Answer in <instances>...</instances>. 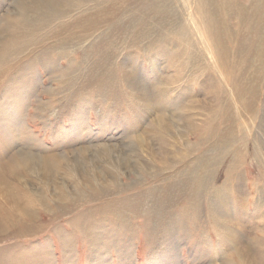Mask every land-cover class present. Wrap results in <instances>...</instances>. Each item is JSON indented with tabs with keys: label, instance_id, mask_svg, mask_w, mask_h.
<instances>
[{
	"label": "rangeland",
	"instance_id": "1",
	"mask_svg": "<svg viewBox=\"0 0 264 264\" xmlns=\"http://www.w3.org/2000/svg\"><path fill=\"white\" fill-rule=\"evenodd\" d=\"M18 1L0 0V138H2L0 139V155L7 160L11 161L13 155L21 149L31 150L39 154L45 150L49 151L50 149L53 150L52 148L59 147L56 150L58 154H66L73 159L72 151L75 152L81 146L89 147L116 143L127 145L131 139L134 141L138 127H148L153 117H148L150 112L146 109V103L138 101L141 95L139 89L136 91L131 86L133 81H131L129 73L135 76V80L144 81L149 97H152L151 104L155 105L156 110L162 112L172 111L179 99H184L185 95L190 94V87L193 88L192 93L194 96L200 94L196 97H198L201 104H205L203 101L205 99L208 102V107L211 106L212 109H210L211 112H208V123L204 124L201 120L195 121L198 125H204L200 131H190L186 127L183 128L181 124L178 126L179 130L176 131L173 127H170L172 129L171 133L175 134L177 132L176 134H178L180 140L178 137V140L171 142L169 136H167L168 140L164 137L166 148L169 149L168 144L170 143L173 146L170 147L167 157H157L159 163L157 166L162 165L157 168V173L152 170L133 175L132 173L122 174L118 178L117 187L113 185L102 187V185L97 186L95 184L94 189L90 190L82 186L83 197L78 198L77 201L72 199L73 204L69 207L70 209H61L64 204L58 203L56 198L53 197L55 186L52 187V192L48 186L38 180L34 181L36 176H27L20 173L21 178L24 179L23 182H28L27 185L31 188L32 193L41 195L44 191L42 197L47 199L49 206L45 210L36 203L38 204L35 207L38 213L37 217L40 219V225L39 223L37 225L40 227L34 225L35 232L16 235L13 234L16 232L13 230L14 232L0 236V264H16L17 257L26 252L24 255L26 262L34 264L37 262L38 257L35 253V250H38L37 245H40L39 248L46 255V258L49 257L45 264H246L244 255H241L243 252L237 245L240 240L234 244L229 237L227 238V227L232 228V231H236L237 236L242 234L245 238L244 243L251 246V249L253 248L252 251L259 256L260 260L262 259L261 261L264 264V38L263 33L259 31L264 25L261 20L264 19V1L205 0L204 6V2H202L204 0H198L197 3L195 0H70L74 7L69 4L68 6L64 5V11L67 15L70 12V16L52 23L35 21L33 27L22 30L15 29L11 33L9 27L13 26L11 23H13L19 9ZM81 1L83 8L79 9L77 2ZM185 1L189 3H185ZM152 2H158L157 6L163 12H157L156 6L143 11ZM200 2L203 5H199ZM183 4L192 6L196 19L198 17L197 24L200 28L198 31L193 23L190 32H187L184 28L180 29L179 24L188 28L190 26L188 17L191 11L188 10L189 7L186 8ZM198 7L200 11L197 12ZM59 9L61 10V8ZM150 13H152L151 16ZM88 14L89 16H87ZM96 14L99 15V25L95 27L90 28L87 22H93L96 19L78 21ZM256 15L260 16L257 17ZM231 17L232 19H230ZM132 24L133 27H131ZM160 25L161 27H159ZM208 27L212 29V32ZM161 36L163 41L156 42ZM146 37L147 39L144 40ZM134 38L138 40L136 41ZM202 39L203 41H201ZM150 40L153 45H147ZM204 40L207 44L204 43ZM198 43L200 45L197 46ZM216 43L220 45V49H217ZM59 45L62 48H59ZM63 45L67 46L64 48ZM259 51L260 53H258ZM155 56L156 59H154ZM126 58L129 60V65L125 67ZM171 58L172 60H170ZM176 62L177 64H174ZM167 63L170 65L168 66ZM179 63L181 66L178 65ZM150 64H153V67ZM154 64L161 66L158 67ZM204 66L208 67L205 68ZM260 67L263 69V71L261 70L263 73L259 71ZM260 73L263 74L262 78ZM160 75H162L161 78H158ZM190 78L192 83L191 80H188ZM193 79L195 82H193ZM173 80L180 87L176 88L177 85ZM179 81L183 82L180 83ZM204 81L208 86H205ZM240 81L242 82L240 83ZM201 82L202 84H200ZM35 83L37 86H32ZM166 83H169V85ZM202 88L206 89V92L200 90ZM13 93L15 98H13ZM236 95L237 97H235ZM174 96H178L179 99ZM257 97H259V101ZM228 98H231V100ZM216 99L219 100V105ZM237 100L239 101L236 102ZM192 103L194 102L192 101ZM165 114L168 115V113ZM243 115L246 116V119ZM162 122L164 125L167 124L165 116ZM235 137L237 141H235ZM63 138L65 142L62 141ZM150 138H152L151 135ZM154 138L153 136V141ZM182 138H186V141L181 140ZM62 142L65 144H62ZM181 143H184V147ZM259 144H261L262 149ZM73 145L75 146L73 147ZM175 145L179 148L177 147L178 151L172 154ZM221 145L224 147H221ZM215 148L217 149L215 150ZM211 152L212 154L214 152V155ZM262 152L263 154H261ZM205 153L209 158L205 157ZM215 155L216 159L214 160ZM185 161L186 163H184ZM214 161H217L218 164L220 162V167ZM209 162L211 167H209ZM242 162L244 163L242 164ZM95 163L97 165L106 164L98 161ZM194 163L195 166H193ZM256 163L258 167H256ZM87 164L89 165V162ZM148 165L151 167L152 164ZM170 165L173 166L172 170L169 169ZM60 168L62 169L57 172V176L59 177L58 183L62 187L65 180L68 179H65L64 167ZM66 169L68 168L66 167ZM204 169L206 170L204 171ZM226 169L234 173H229ZM207 170H211V172ZM214 173H216L215 176ZM180 176L181 179H179ZM236 181H240L239 185ZM172 182H176V187H180L175 188L176 191L174 190L172 198L164 199V194H166L165 192L168 191ZM69 183L72 187L75 185L74 181ZM165 185H168L167 188ZM204 186L205 190L202 189ZM192 190L195 195L189 194V192L194 193ZM217 190L219 192H216ZM139 191L142 192L140 196L138 195ZM144 192H146L145 196ZM150 192L155 193L151 196ZM223 193L224 196H221ZM132 197L134 199L138 198V200L133 201ZM141 198H143V202ZM125 200H127L128 205L137 204L138 209L133 211L128 208H119L116 211L114 209L117 207H115L113 210L109 209V211L96 215L91 222L97 225L98 229L93 230L92 235H87L84 229L81 230L73 223V220L82 213L87 214L101 210L110 201L122 203ZM76 203L79 205L78 207H74ZM239 203L245 205V213L243 211L244 205L242 204L241 208ZM215 205L219 206L216 207ZM195 207L196 209H194ZM113 211L117 214L115 212L113 214ZM223 213H225L226 218ZM232 214L234 218L241 220L244 231L239 230L232 224ZM148 217L152 218L151 223L153 224H151V227L153 226V228L151 229L153 231L146 230V222L151 220ZM216 219L218 220L216 221ZM224 229L223 234L222 230ZM78 230L79 232H77ZM147 234H151V236L147 238ZM64 235L71 239L65 240V237L63 239ZM94 238L100 240L99 243L93 240ZM246 240H252L253 246L252 243ZM93 241H96V243ZM91 242L93 245H91ZM247 242L249 243L247 244ZM94 243L97 245V249L93 247L95 246ZM98 244H101V246ZM229 245L234 247L230 248ZM72 257L74 259H71ZM67 259L71 261H67Z\"/></svg>",
	"mask_w": 264,
	"mask_h": 264
},
{
	"label": "bare ground",
	"instance_id": "2",
	"mask_svg": "<svg viewBox=\"0 0 264 264\" xmlns=\"http://www.w3.org/2000/svg\"><path fill=\"white\" fill-rule=\"evenodd\" d=\"M191 1V0H190ZM196 1V3H197V1L198 0H195ZM199 1H201V0H199ZM211 1V0H210ZM237 1V0H236ZM240 1V0H239ZM252 1V0H251ZM250 1V2H251ZM254 1V0H253ZM262 1H264V0H262ZM19 2V4H18V7H19V9H18V11H17V13H16V17H15V19H14V21H13V23H11V25H13V26H10L9 27V30L11 31V33L15 30V29H19V30H22V29H25V28H27V27H33L34 26V24H33V22H35V21H38V22H41V23H43V22H46V23H52V22H55V21H57V20H60V19H63V18H65L66 16H70V12H68V15H67V13L64 11V8H65V6L64 5H66V6H68V4L71 6V7H74V6H72V4H71V2H70V0H19L18 1ZM85 2V1H84ZM88 2V1H87ZM159 2V1H158ZM158 2H152V4L149 6V7H146V8H144L143 9V11H145V10H147V9H149L150 7H154V6H156V11L157 12H163V11H161L160 9H159V6H157V3ZM184 2V1H183ZM188 2V1H187ZM186 1H185V3H187ZM202 2H204V6H205V0L204 1H202ZM248 2V1H247ZM258 2H260V1H258ZM78 3V8L79 9H81V8H83V4H82V1L81 2H77ZM124 4H125V1L123 2ZM189 3V2H188ZM201 3V2H200ZM208 3V2H207ZM236 3V2H235ZM234 3V4H235ZM164 4H165V1H164ZM166 4H170V3H166ZM191 4V3H190ZM189 4V5H190ZM192 4H193V2H192ZM195 4V3H194ZM218 4V3H217ZM233 4V5H234ZM237 4V3H236ZM252 4V3H251ZM260 4V3H259ZM113 5V4H112ZM184 5V4H183ZM199 5H203L202 3L201 4H199ZM227 5H228V2H227ZM244 5V4H243ZM263 5H264V2H263ZM262 5V6H263ZM162 6V5H161ZM212 6H213V4H212ZM235 6V5H234ZM233 6V7H234ZM254 6V5H253ZM261 6V5H260ZM163 7V6H162ZM184 7H186V8H188V10L189 11H191L190 12V14H189V19H188V21H189V24H190V26H189V28L188 27H186L185 25H182V24H179V26H181V28L180 29H185L187 32H190V29H192V25L194 24L195 25V27L197 28V31L200 29L199 27H198V24H197V19H198V17H197V19H196V15L193 13V11H192V6H186V5H184ZM195 7V6H194ZM221 7V6H220ZM250 7H251V5H250ZM59 8H61V10L59 9ZM120 8V7H119ZM175 8V7H174ZM201 8V7H200ZM226 8H227V6H226ZM237 8H240V7H237ZM237 8H236V10H237ZM242 8V7H241ZM63 9V10H62ZM206 9V8H205ZM258 9V8H257ZM262 9V8H261ZM120 10V9H119ZM118 10V11H119ZM235 10V11H236ZM245 10V9H244ZM253 10H254V8H253ZM139 11V10H138ZM153 11V10H152ZM198 11H200V9H199V7L197 8V12ZM248 11V10H247ZM250 11V10H249ZM260 11V10H259ZM258 11V12H259ZM179 12V11H178ZM196 12V11H195ZM224 12V11H223ZM240 12V11H239ZM238 12V13H239ZM173 13V12H172ZM250 13H252V12H250ZM176 14V13H175ZM187 14V13H186ZM204 14V13H203ZM205 14H206V12H205ZM204 14V15H205ZM235 14V13H234ZM249 14V13H248ZM259 14V13H258ZM152 15V13H150V16ZM177 15V14H176ZM262 15V14H261ZM87 16H89V14L87 15ZM126 16V15H125ZM234 16V15H233ZM248 16V15H247ZM257 17L258 16H260V15H256ZM177 17H178V15H177ZM177 17H176V19H177ZM230 17V16H229ZM98 18H99V15L98 14H96V15H94V16H92V17H90V18H83V19H80V20H78V21H82V20H85V19H88V20H90V19H96L95 21H93V22H87L88 24H89V27L90 28H92V27H95V26H97V25H99V23H98ZM151 18V17H150ZM179 18V17H178ZM260 18V17H259ZM32 19H33V21H32ZM142 19H144V18H142ZM170 19H172V18H170ZM230 19H232V17L230 18ZM243 19V18H242ZM245 19V18H244ZM138 20V19H137ZM175 20V19H174ZM187 20V19H186ZM204 20V19H203ZM258 20V19H257ZM262 21H263V24H264V19H261ZM163 21H165V20H163ZM212 21V20H211ZM223 21V20H222ZM247 21V20H246ZM147 22V21H146ZM167 22V21H166ZM137 23V22H136ZM150 23V22H149ZM174 23V22H173ZM193 23V24H192ZM200 23V22H199ZM207 22L205 21V24H206ZM253 23V22H252ZM168 24H169V22H168ZM246 24H247V22H246ZM250 24V23H249ZM262 24V25H263ZM143 25V24H142ZM177 25H178V22H177ZM176 25V26H177ZM220 25V24H219ZM248 25V24H247ZM136 27H137V24L135 25ZM145 26V25H144ZM158 26V25H157ZM179 26H178V28H179ZM224 26V25H223ZM131 27H133V24H132V26ZM159 27H161V25L159 26ZM163 27V26H162ZM205 28H206V26H204ZM219 27V26H218ZM250 27V26H249ZM252 27V26H251ZM109 28V27H108ZM135 28V27H134ZM209 28V27H208ZM263 28H264V25H263ZM262 27L259 29V31H261L262 33H263V38H264V29H263ZM175 29H176V27H175ZM175 29H174V31H175ZM180 29H179V31H180ZM210 29V28H209ZM262 29V30H261ZM139 30H141V29H139ZM138 30V31H139ZM157 30V29H156ZM177 30V29H176ZM195 30V29H194ZM212 29H210V31H211ZM221 30V29H220ZM71 31V30H70ZM129 31V30H128ZM137 31V32H138ZM144 31H146V30H144ZM148 31V30H147ZM201 31V30H200ZM136 32V33H137ZM140 32V31H139ZM196 32V31H195ZM212 32V31H211ZM243 32V31H242ZM5 33V32H4ZM144 33H146V32H144ZM154 33V32H153ZM171 33V32H170ZM174 33V32H173ZM176 33V32H175ZM181 33V32H180ZM139 34H142V33H139ZM161 34H163L162 32H161ZM167 34V33H166ZM177 34H179V33H177ZM210 34V33H209ZM215 34V33H214ZM217 34V33H216ZM218 34H219V32H218ZM246 34H247V32H246ZM37 35V34H36ZM40 35V34H39ZM153 35V34H152ZM175 35V34H174ZM183 35V34H182ZM185 35V34H184ZM208 35V34H207ZM252 35V34H251ZM42 36V35H41ZM80 36V35H79ZM155 36V35H154ZM181 36V35H180ZM209 36V35H208ZM207 36V37H208ZM212 36H214V35H212ZM245 36V35H244ZM247 37H248V35H246ZM255 36V35H254ZM151 37V36H150ZM177 37H178V35H177ZM246 37V38H247ZM79 39H80V37H78ZM149 38V37H148ZM167 38V37H166ZM37 39V38H36ZM42 39V38H41ZM59 39V38H58ZM100 39V38H99ZM136 41L138 40L137 38H134ZM147 39V37L144 39V40H146ZM165 39V38H164ZM170 39V38H169ZM208 39H209V37H208ZM260 39V38H259ZM81 40V39H80ZM86 40V39H85ZM160 40H162L163 41V39H162V36H161V38H159V40H157L156 42H158V41H160ZM173 40V39H172ZM186 40V39H185ZM184 40V41H185ZM217 40V39H216ZM251 40V39H250ZM60 41H62L61 39H60ZM148 41V40H147ZM171 41V40H170ZM201 41H203V39L201 40ZM205 42V44H207V42H206V40H204ZM212 41V40H211ZM77 42V41H76ZM154 42V41H153ZM176 42V41H175ZM183 42V41H182ZM188 42V41H187ZM251 42V41H250ZM58 43V42H57ZM159 43V42H158ZM252 43V42H251ZM250 43V44H251ZM263 43V42H262ZM3 44V43H2ZM143 44V43H142ZM164 44V43H163ZM189 44V43H188ZM203 44V43H202ZM218 43H216V47H217V49H220L221 47H220V45H217ZM259 44H260V42H259ZM259 44H257V45H259ZM91 45V44H90ZM147 45H153V43H152V41L150 40L149 42H148V44ZM173 45V44H172ZM181 45V44H180ZM198 45H200V43H198L197 44V46ZM65 46H67V45H65ZM65 46L63 45V47L65 48ZM76 46V45H75ZM143 46V45H142ZM187 46V45H186ZM186 46H185V48H186ZM202 46V45H201ZM207 46V45H206ZM264 46V45H263ZM61 46L59 45V48H60ZM155 47V46H154ZM153 47V48H154ZM156 47H157V44H156ZM160 47V46H159ZM167 47V46H166ZM173 47V46H172ZM195 47V46H194ZM194 47H193V49H194ZM62 48V47H61ZM143 48V47H142ZM149 48H151L150 46H149ZM168 48H169V50H170V47L168 46ZM178 48H180V47H178ZM198 48H200V47H198ZM202 49H203V46L201 47ZM187 49V48H186ZM188 49H189V47H188ZM192 49V50H193ZM197 49V48H196ZM155 50V49H154ZM168 50V49H167ZM168 50V51H169ZM181 50H182V48H181ZM256 50V49H255ZM258 50V49H257ZM256 50V51H257ZM260 50V49H259ZM175 51H179V50H175ZM184 51V50H183ZM189 51V50H188ZM203 51H204V49H203ZM207 51H208V47H207ZM66 52H67V50H66ZM193 52V51H192ZM222 52V51H221ZM255 52V51H254ZM253 52V55L255 54ZM164 53V52H163ZM173 53H175V52H173ZM177 53V52H176ZM180 53H181V51H180ZM185 53V52H184ZM204 53V52H203ZM258 53H260V51L258 52ZM67 54V53H66ZM65 54V55H66ZM172 54V53H171ZM252 54V53H251ZM173 55V54H172ZM176 55V54H175ZM177 55H178V53H177ZM201 55V54H200ZM199 55V56H200ZM208 55H210V54H208ZM258 55V54H257ZM187 56H188V54H187ZM206 56H207V54H206ZM153 57V56H152ZM157 57H159V56H157ZM175 57V56H174ZM173 57V58H174ZM212 57V56H211ZM256 58H257V56H255ZM254 57V58H255ZM176 58V57H175ZM178 58H179V56H178ZM185 58V57H184ZM183 58V59H184ZM207 59H208V57H206ZM213 58V57H212ZM211 58V59H212ZM150 59H153V58H150ZM154 59H156V56H155V58ZM153 59V60H154ZM157 59H159V58H157ZM180 59H181V56H180ZM179 59V60H180ZM182 59V60H183ZM188 59H189V57H188ZM204 59V58H203ZM206 59V60H207ZM209 59H210V56H209ZM208 59V60H209ZM260 59V58H259ZM258 59V60H259ZM263 59V58H262ZM170 60H172V58L170 59ZM178 60V59H177ZM214 60V59H213ZM219 60V59H218ZM256 60V59H255ZM125 67L127 66V65H129V63H128V59L126 58L125 59ZM155 61V60H154ZM153 61V62H154ZM174 61H176L175 59H174ZM186 61H187V59H186ZM189 62H190V60H188ZM199 61H200V59H199ZM245 61V60H244ZM152 62V63H153ZM158 62V61H157ZM215 62V61H214ZM250 61L248 60V63H249ZM251 62H252V60H251ZM255 62V61H254ZM208 63H209V61H208ZM253 63V62H252ZM251 63V64H252ZM174 64H177V62L176 63H174ZM174 64H171L172 66L174 65ZM187 64V63H186ZM186 64H185V66H186ZM216 64V63H215ZM220 64V63H219ZM222 64V63H221ZM246 64H247V62H246ZM106 65V64H105ZM151 65V67H153L152 65L153 64H150ZM154 65H156V64H154ZM159 65V64H158ZM158 65H156V66H158ZM167 65L169 66L170 64H168L167 63ZM179 66H181L180 65V63L178 64ZM191 65H192V59H191ZM210 65V64H209ZM3 66H4V64H3ZM76 66V65H75ZM107 66V65H106ZM161 66V65H160ZM160 66H158V67H160ZM175 66V65H174ZM188 66H189V64H188ZM212 66V65H211ZM214 66V65H213ZM212 66V67H213ZM252 66V65H251ZM155 67V66H154ZM190 67V66H189ZM205 68L206 67H208V66H204ZM218 67V66H217ZM263 68H264V66H263ZM56 70L58 69V68H55ZM174 69V68H173ZM175 69H176V67H175ZM174 69V70H175ZM182 69V68H181ZM203 69V68H202ZM208 69V68H207ZM215 69V68H214ZM170 70V69H169ZM263 71V69L260 67V72H262ZM153 71V70H152ZM191 71V70H190ZM205 71V70H204ZM217 71V70H216ZM219 71V70H218ZM124 72V71H123ZM202 72V71H201ZM200 72V73H201ZM206 72V71H205ZM220 72V71H219ZM24 73V72H23ZM132 73V72H131ZM263 73V72H262ZM56 74H58V73H56ZM125 74V73H124ZM152 74V73H151ZM177 75H178V73H176ZM190 74V73H189ZM189 74H187V75H189ZM259 74V73H258ZM26 75V74H25ZM128 75V74H127ZM136 75V74H135ZM154 75V77H155V73L153 74ZM157 75V74H156ZM221 75V74H220ZM260 75H261V73H260ZM263 75V74H262ZM262 75H261V78H262ZM129 76H130V79H131V81H133V82H131L132 83V85L131 86H133V89H136V91H138V89H139V92H140V97L138 98V101L140 100V101H144L145 103H146V106H147V110L150 112L149 114H148V117L149 118H152L153 117V119L151 120V122L148 124V127H146V128H144L143 126H141V127H138V131L137 132H135V136H136V139L134 140V141H132V139H131V141H129V143L127 144V145H120V144H101L100 146H89V147H87V146H81V147H79L75 152L74 151H72V153H73V159L72 158H70V157H68V155H66V154H58L57 153V149L59 148V147H57V148H52L53 150H49V151H47V150H45L43 153H39V154H37L36 152H34V151H29V150H25V149H21V150H19L18 151V153L17 154H14L13 155V157H12V159H11V161L10 160H7L4 156H2V155H0V236L1 235H4V234H7V233H9V232H14V231H16V232H14L13 234H16V235H20V234H27V233H33V232H35V226H38L37 224L39 223V217H37V209L35 208V207H37L38 206V204L40 205V207H43L45 210L46 209H48V206H49V204L47 203V199L45 198V197H42L43 196V192L41 193V195L40 194H37V193H32L31 192V188L27 185L28 184V182H23L24 181V179H22L21 178V174H24V175H27V176H36V180H34V181H39L40 183H42V184H44V185H46V186H48L49 187V190H51L52 192H53V189H52V187L53 186H55V190H54V192H53V197H55L56 198V201H58V203H63L64 204V206L61 208V209H64V210H67V209H70L69 207L70 206H72V204H73V200L75 199L76 201H77V199L79 198V199H81L82 197H83V195H84V192L83 191H81L82 189H83V187H86V188H88V189H90V190H92V189H94V185L96 184L97 186H99V185H102V187H106V186H115V187H117L118 186V178L120 177V175L122 176V174H126V173H132V175L133 174H135V173H141V172H148V171H154V172H156L157 173V168H160L159 166H157L159 163H158V161H157V157L158 158H160V156H165V157H167L168 156V153H169V149H170V147L171 146H173V145H170V144H168L170 147H169V149L168 148H166V142L164 141V137H166V139H167V136H169V140H171V142H174V140H178V134H172L171 133V130L172 129H170V127H173V129H175V131L176 130H179L178 129V126L181 124L182 126H183V128L184 127H186V128H188L190 131H200L202 128H203V126L204 125H198V124H196V122L195 121H202L204 124H206V123H208V112H211L210 111V109H212V107L210 106V108L208 107V102L204 99L203 101H204V103L205 104H201V102L199 101V99H198V97H196L198 94L197 93H195V94H197L196 96H194L193 95V93H192V87H190L191 89H189V90H191V91H189L190 92V94H187V96L185 95V97H184V99H179L178 98V96H176L177 97V99H179L178 100V103H176L175 105H174V107H173V110L172 111H170V112H162V111H159V110H156V108H155V105L154 104H151V98L149 97V94H148V92H147V90H146V87L144 86V81L143 80H141L140 81V79L139 80H135L136 78H135V76L133 75V74H130L129 73ZM138 76H139V74H138ZM161 76L162 75H160V77H158V78H161ZM170 76H171V74H170ZM206 76V75H205ZM264 76V75H263ZM140 77V76H139ZM172 77V76H171ZM179 77V76H178ZM36 78V77H35ZM108 78H110V77H108ZM195 78H196V76H195ZM258 78V77H257ZM260 78V79H261ZM171 78L169 77V80H170ZM172 79H173V77H172ZM32 80H34V79H32ZM110 80V79H109ZM152 80H153V78H152ZM163 80H165V79H163ZM167 80V79H166ZM182 80V79H181ZM188 80H191V78L190 79H188ZM187 80V81H188ZM194 80V79H193ZM237 80V79H236ZM173 81H175V80H173ZM18 82V81H17ZM22 82V81H21ZM28 82V81H27ZM155 82V81H154ZM170 82H172V81H170ZM180 82V81H179ZM183 82V81H182ZM182 82H180V83H182ZM191 83H192V80L190 81ZM193 82H195V80L193 81ZM197 82V81H196ZM205 83H206V81H204ZM217 82V81H216ZM237 82H239V81H237ZM242 81H240V83H241ZM254 82V81H253ZM26 83V82H25ZM32 83V82H31ZM34 83V82H33ZM128 83V82H127ZM147 83V82H146ZM157 83V82H156ZM19 84V83H18ZM161 84V83H160ZM167 84V83H166ZM165 84V85H166ZM175 84L177 85V82L175 81ZM194 84V83H193ZM197 84V83H196ZM200 84H202V82L200 83ZM24 86L26 85V84H23ZM33 85H36V83L35 84H32V86ZM130 85V84H129ZM153 85V84H152ZM167 85H169V83L167 84ZM207 85V83L205 84V86ZM234 85V84H233ZM37 86V85H36ZM171 86V85H170ZM190 86V85H189ZM208 86V85H207ZM12 87V86H11ZM35 87V86H34ZM149 87H151L150 85H149ZM178 87H180V86H178L177 85V87L176 88H178ZM199 87V86H198ZM259 87V86H258ZM13 88V87H12ZM12 88H11V90H12ZM18 88V87H17ZM28 88V87H27ZM31 88V87H30ZM113 88V87H112ZM154 88V87H153ZM184 88H185V86H184ZM189 88V87H188ZM256 88H257V86H256ZM16 89V88H15ZM29 89V88H28ZM32 89V88H31ZM34 89V88H33ZM18 90V89H17ZM21 90H22V88H21ZM26 90V89H25ZM35 90V89H34ZM154 90V89H153ZM163 90H164V88H163ZM188 90V89H187ZM200 90H206V89H204V88H202V89H200ZM16 91V90H15ZM23 91V90H22ZM29 91V90H28ZM27 91V92H28ZM31 91V90H30ZM257 91V90H256ZM115 92V91H114ZM171 92H172V90H171ZM170 92V93H171ZM206 92V91H205ZM249 92V91H248ZM12 93V92H11ZM15 93V92H14ZM13 93V94H14ZM31 93V92H30ZM47 93V92H46ZM160 93V92H159ZM169 93V92H168ZM192 93V94H191ZM203 93V92H202ZM208 93V92H207ZM211 93V92H210ZM219 93V92H218ZM242 93V92H241ZM26 94V93H25ZM29 94V93H28ZM32 94V93H31ZM35 94V93H34ZM49 94V93H48ZM128 94V93H127ZM151 94V93H150ZM186 94V93H185ZM231 94V93H230ZM240 94V93H239ZM242 94H244V93H242ZM53 95V94H52ZM152 95H153V93H152ZM161 95V94H160ZM183 95V94H182ZM200 95V94H199ZM198 95V96H199ZM220 95V94H219ZM10 96H12V95H10ZM151 96V95H150ZM159 96V95H158ZM179 96H180V94H179ZM184 96V95H183ZM240 96V95H239ZM243 96V95H242ZM5 97V96H4ZM157 97V96H156ZM160 97V96H159ZM172 97V96H171ZM175 97V96H174ZM175 97V98H176ZM213 97V96H212ZM217 97V96H216ZM219 97H221V96H219ZM235 97H237V95L235 96ZM241 97V96H240ZM13 98H15V94H14V97ZM162 98V97H161ZM174 98V99H175ZM211 98V97H210ZM218 98V97H217ZM242 98V97H241ZM258 98V101H259V97H257ZM23 99V98H22ZM166 99V98H165ZM173 99V100H174ZM219 99V98H218ZM218 99H216V100H218ZM222 99V98H221ZM220 99V100H221ZM223 99H224V97H223ZM222 99V100H223ZM229 99V98H228ZM246 99V98H245ZM20 100V99H19ZM225 100V99H224ZM223 100V101H224ZM229 100H231V98L229 99ZM240 100V99H239ZM239 100H237L236 102H238ZM165 101V100H164ZM169 101H170V99H169ZM192 101L194 102V103H192ZM227 101V100H226ZM243 101V100H242ZM172 102V101H171ZM176 102V101H175ZM241 102V101H240ZM2 103V102H1ZM7 103V102H6ZM169 103V102H168ZM173 104H174V102H172ZM214 103V102H213ZM219 103V100H218V102H217V104ZM227 103V102H226ZM142 104V103H141ZM158 104V103H157ZM161 104V103H160ZM166 104V103H165ZM223 104V103H222ZM3 105H4V103H3ZM47 105V104H46ZM159 105V104H158ZM169 105H170V103H169ZM169 105H167V106H169ZM219 105V104H218ZM236 105V104H235ZM10 106V105H9ZM42 106V105H41ZM40 106V107H41ZM171 106V105H170ZM226 106V105H225ZM238 106V105H237ZM242 106V105H241ZM43 107V106H42ZM48 107H50V106H48ZM83 107V106H82ZM139 107V106H138ZM161 108H162V106H161ZM167 108V107H166ZM165 108V109H166ZM220 108V107H219ZM231 108H232V106H231ZM240 108V107H239ZM42 109V108H41ZM40 109V110H41ZM145 109V108H144ZM225 109V108H224ZM236 109H237V107H236ZM242 109V108H241ZM245 109V108H244ZM256 109V108H255ZM254 109V110H255ZM39 110V111H40ZM142 110V109H141ZM164 110V109H163ZM168 110V109H167ZM220 110V109H219ZM218 110V111H219ZM240 110V109H239ZM253 110V109H252ZM184 111V112H183ZM180 112H181V114H180ZM220 112V111H219ZM223 112V111H222ZM254 112V111H253ZM256 112V111H255ZM75 113V112H74ZM77 113V112H76ZM165 113H168V115H166ZM239 113V112H238ZM217 114H219V113H217ZM81 115V114H80ZM250 115H251V113H250ZM104 116H105V114H104ZM164 116H165V122L167 123L166 125H164L163 124V122H162V120H163V118H164ZM218 116V115H217ZM249 116V115H248ZM243 117H244V115H243ZM246 117V116H245ZM244 117V118H245ZM251 117V116H250ZM258 117V116H257ZM256 117V118H257ZM214 118V117H213ZM213 118H211L212 120H213ZM217 118V117H216ZM239 118H240V116H239ZM246 119V118H245ZM75 120H76V118H75ZM215 120V119H214ZM251 120V119H250ZM7 121V120H6ZM79 121V120H78ZM142 121V120H141ZM76 122V121H75ZM242 122V121H241ZM248 122V121H247ZM140 123V122H139ZM212 123H213V121H212ZM74 124V123H73ZM146 124V123H145ZM210 124H211V122H210ZM215 124V123H214ZM213 124V125H214ZM217 124V123H216ZM242 124H243V122H242ZM246 124V123H245ZM244 125V124H243ZM212 126V125H211ZM242 126V125H241ZM248 126H249V124H248ZM251 126V125H250ZM11 127H12V125H11ZM169 127V128H168ZM216 128H217V126H215ZM82 128V127H81ZM208 128H210L209 126H208ZM207 128V129H208ZM206 129V128H205ZM212 129H213V127H212ZM212 129H210L211 131H212ZM224 129H225V127H224ZM223 129V130H224ZM244 129V128H243ZM169 130H170V133H169ZM241 130V129H240ZM247 130V129H246ZM174 131V132H175ZM230 131V130H229ZM248 131V130H247ZM189 132V131H188ZM221 132V131H220ZM223 132V131H222ZM241 132H242V130H241ZM9 133H10V131H9ZM68 135H69V133H67ZM130 134V133H129ZM128 134V135H129ZM199 134V133H198ZM217 134V133H216ZM232 134V133H231ZM15 135V134H14ZM150 135L152 136V138H153V136L155 137L154 139L156 140H154L153 141V139L152 138H150ZM200 135V134H199ZM206 135H207V133H206ZM7 136V135H6ZM16 136V135H15ZM20 136V135H19ZM19 136H18V138H19ZM127 136V135H126ZM211 136H213V135H211ZM237 136V135H236ZM246 136V135H245ZM13 137V136H12ZM69 138H70V136H68ZM124 137V136H123ZM128 137V136H127ZM210 137V136H209ZM216 137V136H215ZM57 138V137H56ZM197 138V137H196ZM0 139H2V138H0ZM8 139V138H7ZM59 139V138H58ZM64 139V138H63ZM211 139H212V137H211ZM232 139H233V137H232ZM237 138L235 137V141H237L236 140ZM245 139V138H244ZM68 140H70V139H68ZM73 141H74V139H72ZM71 140V141H72ZM168 140V139H167ZM179 140H180V137H179ZM181 140H185L186 141V138L185 139H181ZM204 140V139H203ZM216 140V139H215ZM227 140H229V139H227ZM247 140H248V137H247ZM56 141V140H55ZM62 141H64L65 142V139L64 140H62ZM66 141H67V139H66ZM205 141V140H204ZM209 141V140H208ZM208 141H207V143H208ZM222 141V140H221ZM234 141V142H235ZM244 141V140H243ZM242 141V142H243ZM256 141V140H255ZM64 142H62V144L64 143ZM82 142V141H81ZM112 142V141H111ZM210 142V141H209ZM223 142H225L224 140H223ZM232 142V141H231ZM231 142H229V143H231ZM246 142H248V141H246ZM3 143V142H2ZM7 143V142H6ZM61 143V142H60ZM84 143V142H83ZM177 143V142H176ZM216 143V142H215ZM228 143V142H227ZM258 143H260V142H258ZM65 144V143H64ZM67 144V143H66ZM92 144V143H91ZM174 144V143H173ZM182 144V143H181ZM184 144V143H183ZM182 144V145H183ZM196 144H198L197 142H196ZM242 144H244V143H242ZM6 145V144H5ZM177 145H178V143H177ZM177 145H175L174 146V148H173V150H172V154H175L176 153V151H178V148H179V146H177ZM216 145V144H215ZM229 145V144H228ZM227 145V146H228ZM261 144H259V146H260ZM75 145H73V147H74ZM77 146H79V145H77ZM197 146V145H196ZM207 146V145H206ZM235 146V145H234ZM245 146V145H244ZM56 147V146H55ZM66 147H70V146H66ZM72 147V146H71ZM168 147V146H167ZM178 147V148H177ZM183 147H184V145H183ZM188 147V146H187ZM211 147V146H210ZM209 147V148H210ZM213 147V146H212ZM221 147H224L223 145H221ZM257 147H258V144H257ZM261 147V146H260ZM8 148V147H7ZM15 148V147H14ZM60 148H63V147H60ZM182 148V147H181ZM195 148V147H194ZM197 148V147H196ZM207 148V147H206ZM172 149V148H171ZM217 148H215V150H216ZM225 149V148H224ZM228 149H229V147H228ZM227 149V150H228ZM238 149V148H237ZM261 149H262V147H261ZM264 149V148H263ZM185 150H187V149H185ZM184 150V151H185ZM192 150V149H191ZM197 150V149H196ZM227 150H225V151H227ZM239 150V149H238ZM238 150H237V152H238ZM244 150H245V148H244ZM14 151V150H13ZM183 151V152H184ZM188 151V150H187ZM190 151V150H189ZM211 151H213V150H211ZM219 151V150H218ZM230 151V150H229ZM232 151V150H231ZM258 151V150H257ZM260 151H262V150H260ZM194 152V151H193ZM208 152V151H207ZM240 152V151H239ZM247 152V151H246ZM178 153H180V152H178ZM188 153V152H187ZM202 153V152H201ZM216 153V152H215ZM220 153H222L221 151H220ZM234 153V152H233ZM49 154V155H48ZM190 154H191V151H190ZM207 153H205V157L207 156L208 157V155H206ZM211 154H212V152H211ZM218 154H219V152H218ZM227 154H229V153H227ZM261 154H263V152L261 153ZM179 155V154H178ZM189 155V154H188ZM187 155V156H188ZM204 155V154H203ZM212 155H214V152H213V154ZM219 155H221V154H219ZM241 155H242V152H241ZM256 155V154H255ZM254 155V157H256ZM264 155V154H263ZM263 155H261L262 157H263ZM8 156V155H7ZM233 156V155H232ZM238 156V155H237ZM258 156H259V154H258ZM181 157V156H180ZM204 157V156H203ZM214 157V156H213ZM220 157V156H219ZM236 157V156H235ZM234 157V158H235ZM241 157V156H240ZM239 157V159H241ZM148 158H149V160H148ZM179 158V157H178ZM190 158H191V156H190ZM200 158V157H199ZM209 158V157H208ZM222 158V157H221ZM225 158V157H224ZM132 159H134V160H132ZM166 159V158H165ZM194 159V158H193ZM197 159H198V157H197ZM201 159V158H200ZM212 159V158H211ZM216 159V155H215V158H214V160ZM169 160V159H168ZM180 160V159H179ZM182 160V159H181ZM190 160V159H189ZM195 160V159H194ZM222 160V159H221ZM235 160H236V158H235ZM242 160V159H241ZM241 160H239V161H241ZM256 160V159H255ZM254 160V161H255ZM10 161V162H9ZM96 161H98L99 163H106L105 165H97L95 162ZM149 161H151L150 163L152 164L151 165V167H150V165H148V164H150L149 163ZM193 161V160H192ZM199 161V160H198ZM220 161V160H219ZM233 161H234V159H233ZM257 161V160H256ZM255 161V162H256ZM87 162H89V165L87 164ZM170 162V161H169ZM194 162V161H193ZM214 162H216L217 163V161H214ZM214 162H212V163H214ZM167 163V162H166ZM181 163H182V161H181ZM184 163H186V161L184 162ZM197 163V162H196ZM215 163V164H216ZM239 163V162H238ZM241 163V162H240ZM244 162H242V164H243ZM91 164V165H90ZM183 164V163H182ZM209 164V167H211L210 166V162L208 163ZM207 164V165H208ZM241 164V165H242ZM165 165V164H164ZM193 165V164H192ZM219 165V167H220V162H219V164L217 163V166ZM235 165H236V162H235ZM240 165V166H241ZM259 165V164H258ZM263 165V164H262ZM64 167V171H65V179H68V180H65V182L63 183V185H62V187H60V185L61 184H59L58 183V176H57V172L58 171H60V169H62V168H60V167ZM90 166V167H89ZM167 166V165H166ZM165 166V167H166ZM171 166V165H170ZM169 166V167H170ZM193 166H195V163H194V165ZM214 166H216V165H214ZM216 166V167H217ZM260 166V165H259ZM66 167L68 168V169H66ZM175 167V166H174ZM201 167V166H200ZM208 167V168H209ZM256 167H258L257 166V163H256ZM88 168H89V170H88ZM176 168V167H175ZM195 168H198V167H195ZM195 168H193V169H195ZM214 168V167H213ZM230 168V167H229ZM235 168V167H234ZM169 169H173V166H171ZM200 169V168H199ZM237 169V168H236ZM206 169H204V171H205ZM212 170V169H211ZM211 170L209 171V170H207V171H209V172H211ZM227 170V169H226ZM232 170V169H231ZM161 171V170H160ZM176 171V170H175ZM213 171V170H212ZM216 171V170H215ZM227 171H229V173H234V172H230V170H227ZM259 171V170H258ZM202 172V171H201ZM201 172H199V173H201ZM261 172V171H260ZM21 173V174H20ZM162 173V172H161ZM185 173V172H184ZM195 173V172H194ZM204 173V172H203ZM206 173V172H205ZM204 173V174H205ZM160 174V173H159ZM168 174H169V172H168ZM186 174V173H185ZM202 174V173H201ZM215 174L216 173H214V176H215ZM264 174V173H263ZM160 175H162V174H160ZM167 175V174H166ZM176 175V174H175ZM175 175H174V177H175ZM187 175V174H186ZM192 175V174H191ZM207 175H209V173H207ZM211 175V174H210ZM165 176V175H164ZM181 176H182V172H181ZM181 176H180V178L179 179H181ZM185 176V175H184ZM189 176V175H188ZM204 176H206V175H204ZM226 176V175H225ZM160 177V176H159ZM169 177V176H168ZM203 177V176H202ZM207 177V176H206ZM212 177V176H211ZM191 178V177H190ZM215 178V177H214ZM234 178V177H233ZM232 178V179H233ZM239 178V177H238ZM160 179V178H159ZM161 179H162V177H161ZM160 179V180H161ZM194 179H195V177H194ZM198 179V178H197ZM206 179V178H205ZM228 179V178H227ZM214 180V179H213ZM226 180V179H225ZM239 180V179H238ZM237 180V181H238ZM241 180V179H240ZM257 180V179H256ZM71 182V181H74L75 182V185L72 187V186H70V183L69 182ZM104 182V183H101V182ZM179 181V180H178ZM185 181H186V179H185ZM201 181V180H200ZM208 181V180H207ZM212 181V180H211ZM228 181V180H227ZM236 181V182H237ZM180 182V181H179ZM187 182H189L188 180H187ZM190 182H192V181H190ZM196 182V181H195ZM203 182H204V180H203ZM235 182V183H236ZM240 182V181H239ZM239 182H237L238 183V185H239ZM68 183H69V185H68ZM98 183V184H97ZM181 183V182H180ZM225 183H227V182H225ZM234 183V184H235ZM262 183V182H261ZM169 184V183H168ZM188 184V183H187ZM194 184V183H193ZM196 184V183H195ZM200 184V183H199ZM206 184V183H205ZM204 184V185H205ZM211 184V183H210ZM209 184V185H210ZM229 184V183H228ZM176 185H177V183L176 182H172V183H170V187H169V189H168V191L167 192H165L166 194H164L165 195V197H164V199L165 198H172V196L174 195L173 193H174V190H175V188H178V187H180V186H178V187H176ZM201 185V184H200ZM207 185V184H206ZM208 185V186H209ZM223 185V184H222ZM226 185V184H225ZM236 185V184H235ZM83 186V187H82ZM162 186V185H161ZM167 186L168 185H165V187L167 188ZM234 186V185H233ZM190 187V186H189ZM227 187V186H226ZM113 188V187H112ZM210 188V187H209ZM228 188V187H227ZM226 188V189H227ZM181 189V188H180ZM195 189V188H194ZM199 189H200V187H199ZM198 189V190H199ZM202 189H206L205 188V186H204V188H202ZM211 189V188H210ZM215 189V188H214ZM229 189V188H228ZM178 190V189H177ZM183 190V189H182ZM185 190V189H184ZM189 190V189H188ZM220 190H221V188H220ZM224 190V189H223ZM176 191V190H175ZM209 191V190H208ZM233 191V190H232ZM183 192V191H182ZM192 192H194L193 190H192ZM216 192H219V190H217ZM222 192H224V191H222ZM230 192V191H229ZM234 192V191H233ZM238 192V191H237ZM96 193V192H95ZM154 193L155 192H150V194H152L151 196H153L154 195ZM186 193V192H185ZM188 193V192H187ZM198 193H199V191H198ZM93 194V193H92ZM142 194V192L141 191H139V193H138V195L140 196ZM189 194H194L195 195V192L194 193H191V192H189ZM188 194V195H189ZM213 194V193H212ZM227 194H228V191H227ZM234 194V193H233ZM243 194V193H242ZM146 195V192H144V196ZM182 195H183V193H182ZM187 195V194H186ZM204 195V194H203ZM214 195V194H213ZM224 196V193L223 194H221V196ZM71 196H72V198H71ZM138 196V197H139ZM193 196V195H192ZM191 196V197H192ZM197 196V195H196ZM216 196H217V193H216ZM213 197V196H212ZM85 198V197H84ZM95 198V197H94ZM144 198V197H143ZM143 198H141V200H142V202H143ZM174 198V197H173ZM195 198V197H194ZM228 198V197H227ZM230 198V197H229ZM73 199V200H72ZM132 199H133V201H137L138 200V198L137 199H134L133 197H132ZM139 199H140V197H139ZM176 199V198H175ZM219 199V198H218ZM129 200V199H128ZM173 200V199H172ZM191 200V199H190ZM201 200V199H200ZM221 200V199H220ZM264 200V199H263ZM120 201V200H119ZM119 201H116V202H113V201H110V202H108V203H106V204H108V205H105V206H103L102 207V209L101 210H97L96 212L95 211H92V212H90V213H82V214H80L79 216H77L74 220H73V223L74 224H76V227H78V228H80L81 230H83L84 229V232L87 234V235H92L93 234V230H95L96 231V229H98V227H97V225H94L93 224V222H91L92 220H93V218L96 216V215H99L100 213H102V212H105V211H109V209H114L115 207H117L116 209H114V210H116V211H118L119 210V208H128V209H131V210H133V211H135V210H137L138 209V205L136 204V205H133V206H131V205H128V202H127V200H125V202H122V203H120ZM131 201V200H130ZM75 202V201H74ZM221 202V201H220ZM231 202V201H230ZM36 203H38V204H36ZM112 203H116V204H112ZM137 203V202H136ZM212 203H213V200H212ZM219 203V202H218ZM260 203V202H259ZM243 203H239V205L241 206V208H242V206L244 205H242ZM66 205V206H65ZM120 205V206H119ZM214 205V204H213ZM222 205V204H221ZM231 205V204H230ZM258 205V204H257ZM261 205V204H260ZM79 205L76 203L75 205H74V207H78ZM196 206V205H195ZM216 207H218L217 205H215ZM258 207H259V205H258ZM244 213H245V205H244ZM194 209H196V207L194 208ZM193 209V210H194ZM200 209V208H199ZM217 209V208H216ZM38 210H40V209H38ZM201 210V209H200ZM213 210V209H212ZM259 210V209H258ZM217 211V210H216ZM41 212V211H40ZM39 212V213H40ZM44 212H46V211H44ZM114 212L115 211H113V214H114ZM127 212V211H126ZM131 212V211H130ZM140 212V211H139ZM197 212V211H196ZM207 212V211H206ZM116 214H117V212H115ZM120 213V212H119ZM232 213H233V211H232ZM224 215H225V213H223ZM119 215V214H118ZM121 215V214H120ZM123 215V214H122ZM181 215V214H180ZM179 215V216H180ZM116 216V215H115ZM173 216V215H172ZM183 216V215H182ZM186 216V215H185ZM187 217V216H186ZM208 217V216H207ZM216 217V216H215ZM118 218H120V217H118ZM149 218V217H148ZM181 218V217H180ZM206 218V217H205ZM213 218V217H212ZM219 218V217H218ZM225 218H226V215H225ZM232 224H234L239 230H241V231H244L243 230V225L241 224L242 222H241V220L240 219H236V218H234V215L232 214ZM42 219V218H41ZM44 219V218H43ZM127 219V218H126ZM149 219H151V220H147V222H146V230L147 231H151L152 229L151 228H153V226L151 227V224H153V223H151L152 222V218L150 217ZM153 219H154V217H153ZM173 219H174V217H173ZM194 220V219H193ZM218 219H216V221H217ZM224 220V219H223ZM229 220V219H228ZM213 221H214V219H213ZM227 221V220H226ZM43 222V221H42ZM178 222V221H177ZM184 222V221H183ZM194 222V221H193ZM121 223V222H120ZM175 223V222H174ZM173 223V224H174ZM181 223V222H180ZM215 223V222H214ZM222 223H223V221H222ZM155 224V223H154ZM181 224H183V223H181ZM192 224V223H191ZM194 224V223H193ZM196 224V223H195ZM216 224V223H215ZM214 224V225H215ZM35 225V226H34ZM39 225H40V223H39ZM198 225V224H197ZM115 226V225H114ZM160 226H161V223H160ZM174 226V225H173ZM185 226V225H184ZM225 226V225H224ZM227 226V225H226ZM232 226V225H231ZM38 227H40V226H38ZM215 227V226H214ZM236 227H235V229H236ZM113 228V227H112ZM170 228V227H169ZM195 228V227H194ZM231 228V227H230ZM76 229V228H75ZM222 229V228H221ZM232 229V228H231ZM231 229H229L228 227L226 228V230H228V231H226V234L228 235V236H226L227 238L229 237L230 238V240H232V242L235 244V243H238V240H240V242H239V244H237L238 245V247H240L239 249H241L242 250V252H243V254H241V255H244V258H245V263L246 264H263L262 263V259L260 260V258H259V256H257L256 254H255V252H253L252 251V249H251V246H249V245H246L245 243H244V240H245V238L242 236V234H239L240 236H237L236 234V231H232ZM14 230V231H13ZM262 230V229H261ZM99 231V230H98ZM106 231V230H105ZM153 231V230H152ZM223 231V234H224V231H225V229L224 230H222ZM77 232H79V230L77 231ZM100 232V231H99ZM97 233V232H96ZM108 233V232H107ZM153 233V232H152ZM151 233V234H152ZM222 233V232H221ZM220 233V234H221ZM98 234H100V233H98ZM97 234V235H98ZM151 234H147V238H149L150 236H151ZM158 235H160V234H158ZM64 237H65V240H70L71 238L70 237H67V236H63V239H64ZM91 237V236H90ZM109 237V236H108ZM239 237V238H238ZM262 237V236H261ZM260 237V238H261ZM83 238H85V237H83ZM250 238V237H249ZM249 238H247V239H249ZM97 239V238H96ZM95 238L93 239V240H96ZM99 239V238H98ZM253 240H254V238H252ZM228 240V239H227ZM86 241V240H85ZM88 241V240H87ZM97 241V243H99V241L98 240H96ZM96 241H93V242H95L96 243ZM246 241H249L250 243H252L250 240H246ZM255 241V240H254ZM249 242H247V244L249 243ZM94 243V245L95 246H93L95 249H97L96 248V244ZM102 243V242H101ZM226 243H228V242H226ZM262 244V243H261ZM91 245H93L92 244V242H91ZM99 246H101V244H98ZM231 245V244H230ZM229 245V246H230ZM40 246V245H39ZM39 246L37 245L36 246V248L38 249V250H35V253L37 254L36 255V257H37V262H35L34 264H45V262L47 261V259L49 258H46V255H44L43 253H42V250L39 248ZM118 246V245H117ZM252 246H253V243H252ZM42 247V246H41ZM121 247V246H120ZM231 247H234V246H230V248ZM8 248V247H7ZM44 248V247H43ZM70 248V247H69ZM12 249V248H11ZM72 249V248H71ZM255 249V248H254ZM102 250V249H101ZM8 251V250H7ZM10 251V250H9ZM119 251V250H118ZM255 251V250H254ZM14 252V251H13ZM26 252V251H25ZM65 252V251H64ZM102 252V251H101ZM238 252V251H237ZM239 252H240V250H239ZM27 253V252H26ZM26 253H21L18 257H17V260H16V264H30V263H28V262H26V260H25V258H24V255L26 254ZM257 253H259V252H257ZM1 254V253H0ZM4 254V253H3ZM19 254V253H18ZM96 254V253H95ZM264 254V253H263ZM5 255V254H4ZM3 255V256H4ZM2 256V255H1ZM66 256V255H65ZM71 256V255H70ZM96 256H97V254H96ZM95 255H94V257H96ZM262 256V255H261ZM264 256V255H263ZM15 257V256H14ZM75 257V256H74ZM74 257H72L71 259H74ZM101 257V256H100ZM218 257V256H217ZM242 258V257H241ZM243 258V259H244ZM46 259V260H45ZM64 259H65V257H64ZM10 260V259H9ZM129 260V259H128ZM49 261H50V259H49ZM67 261H71L70 259L68 260L67 259ZM233 261V260H232ZM126 262H127V260H126ZM226 262V261H225ZM239 262V261H238ZM13 263V262H12ZM225 264V263H224ZM228 264H230V263H228ZM232 264V263H231ZM233 264H235V263H233Z\"/></svg>",
	"mask_w": 264,
	"mask_h": 264
}]
</instances>
